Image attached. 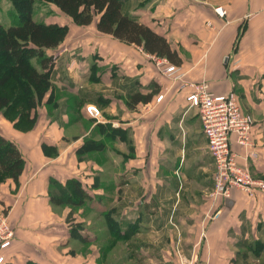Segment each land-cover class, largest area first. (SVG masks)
Masks as SVG:
<instances>
[{
	"label": "crops",
	"instance_id": "obj_1",
	"mask_svg": "<svg viewBox=\"0 0 264 264\" xmlns=\"http://www.w3.org/2000/svg\"><path fill=\"white\" fill-rule=\"evenodd\" d=\"M123 11L165 36L182 62L167 73L173 63L166 58L155 55L157 60L136 44L104 34L108 47L98 51L105 53L107 77L97 68L93 79L94 61L68 64L69 50L77 47L53 51L56 106L41 104L28 131L0 112V134L17 144L25 160L19 182L0 183V210L6 209L16 231L5 264H248L264 252V192L211 194L214 160L198 109L181 83L206 80L217 94L237 93L255 120L256 155L244 157L247 150L234 135L232 148L255 177H264V0H126ZM88 66L91 86L79 75ZM65 91L80 101L75 117L68 114V101L66 106L57 98ZM135 93L152 97L132 100ZM88 105L97 106L103 118L92 116ZM101 123L121 132L105 138L96 133ZM86 138L104 139L105 149L94 153L101 152L108 165L102 157L79 158ZM72 177L93 196L91 212L112 210L123 230L132 227L134 233L118 242L132 252L116 255L118 244L106 249L112 241L106 224L85 217L84 207L75 209L73 219L91 239H70L71 207L56 210L49 190L51 178L65 183Z\"/></svg>",
	"mask_w": 264,
	"mask_h": 264
},
{
	"label": "trees",
	"instance_id": "obj_2",
	"mask_svg": "<svg viewBox=\"0 0 264 264\" xmlns=\"http://www.w3.org/2000/svg\"><path fill=\"white\" fill-rule=\"evenodd\" d=\"M126 0H10L18 23L5 26L0 22V112L14 127L31 130L37 123L38 107L53 98L52 70L55 66L54 52L67 38V24L36 20L33 16L35 4H54L79 26L95 24L96 29L121 41L136 44L149 54L166 58L174 65L182 58L168 39L147 24L123 11ZM96 65H92L91 77L95 79ZM152 94L135 93L132 100H150ZM46 100V101H45ZM106 102V100H105ZM96 133L108 138L121 132L108 123L98 124ZM46 150L47 146H43ZM105 149L104 139L86 138L78 148L79 158L94 151ZM25 160L17 144L0 134V183L8 178L19 182ZM50 202L56 210L71 207L67 216L70 222V239L90 240L84 225L73 219V210L93 201V196L78 178H68L65 183L50 179ZM6 212V209L3 208ZM106 224L111 242L106 249H112L118 241L128 239L134 233L132 227L122 229L112 210L100 212ZM260 245V244H259ZM122 264L124 260L121 261Z\"/></svg>",
	"mask_w": 264,
	"mask_h": 264
},
{
	"label": "built area",
	"instance_id": "obj_3",
	"mask_svg": "<svg viewBox=\"0 0 264 264\" xmlns=\"http://www.w3.org/2000/svg\"><path fill=\"white\" fill-rule=\"evenodd\" d=\"M216 10L220 15L226 13L222 7H217ZM152 57L157 59L155 55ZM176 70L174 64H169L165 69L167 73ZM180 77L181 75H177L175 78ZM181 88L187 89V100L198 109L208 150L214 160V188L211 194L218 198H227L234 189L241 190L249 197L255 196L259 191L264 192V177H255L247 163L239 162L240 155L232 148L234 135L236 142L247 150L244 157L256 155L251 136L255 120L243 110L237 93L230 91L217 94L210 89L206 80H183ZM162 98L161 94L157 99L160 101ZM86 109L92 116L101 117L97 106L88 105ZM15 237L16 231L9 221L8 213L4 209L0 210V264L6 263V250L11 247Z\"/></svg>",
	"mask_w": 264,
	"mask_h": 264
},
{
	"label": "rangeland",
	"instance_id": "obj_4",
	"mask_svg": "<svg viewBox=\"0 0 264 264\" xmlns=\"http://www.w3.org/2000/svg\"><path fill=\"white\" fill-rule=\"evenodd\" d=\"M33 16L36 20H44L46 22H56V23H60V24H67L69 26V34L66 38V41H64L65 43H62L59 47H77V49H71L69 50L70 54L68 56V64L70 62V60L72 59H76L77 61H86L89 62V64L93 62V65H96V67L98 68V72H101V75H104L103 79H106L107 77V73L104 74L107 70L106 66L108 65L107 62H103L106 59L105 53L101 50L98 51V47H108V41H107V36H105L104 34L100 33L96 28H95V24H91L88 26H79L76 25L69 16H67L66 14L62 13L54 4L52 3H45V2H37L35 4V8H34V13ZM19 18L17 17V15L15 14L14 8L12 3L10 2V0H0V22L2 24H4L5 26H9L11 24H15L18 23ZM106 37V38H104ZM54 58H55V54H54ZM67 62V61H66ZM65 62V66L67 65ZM92 65V64H91ZM68 66V65H67ZM90 66H88L87 69V74H82V72H79L80 78L84 81V83H88L91 86V80L88 79L90 77H88L89 75H91V72L89 70ZM68 78V76H67ZM92 78V77H91ZM106 83V82H105ZM101 87L106 88V84L104 83H100ZM69 92V91H67ZM72 92V91H70ZM71 93H66L62 92V93H58L57 98H60L61 103L64 102V104L66 105L67 101H68V105H70L68 107V114L69 115H73L74 117L77 116L76 115V106H78L80 104V101H77L76 98H71L68 99ZM62 99V100H61ZM68 99V100H67ZM56 101H54V97L52 98L51 101H49L46 105L49 108H52L53 106H56ZM59 105V104H58ZM57 105V106H58ZM66 105V106H68ZM70 110H72L71 113ZM102 112V111H101ZM101 117L103 118V115L101 114ZM103 120V119H102ZM90 122V121H89ZM92 136V135H91ZM97 152V151H95ZM101 153V152H100ZM98 153H87L85 155V158H94L97 159V157H102V164H107L106 159H104L103 154ZM101 162V160H100ZM107 170V166L105 167V171ZM106 201V196L105 198H103V201H100V205H101V209L104 207L106 208L107 206V202ZM84 209L86 210L84 212L85 217L90 218L93 217L95 219H97L96 221L98 223H103L102 219L105 220V218L103 216H97L94 212H91L90 210H92V202L87 204L86 206H84ZM100 211V210H99ZM101 212V211H100ZM74 213V210H73ZM104 231V230H103ZM103 231L101 233H103ZM119 242V241H118ZM117 242V246H116V255L118 256H124L126 254H128L129 252H132L131 248L127 247L125 248L124 243ZM257 246V245H255ZM258 248V247H257ZM199 258V256H198ZM200 261V260H198ZM248 264H264V252L260 255V257L258 256L257 259H250L246 261Z\"/></svg>",
	"mask_w": 264,
	"mask_h": 264
}]
</instances>
